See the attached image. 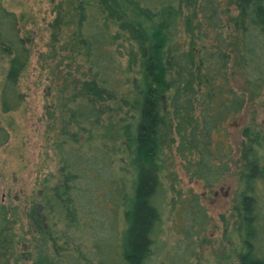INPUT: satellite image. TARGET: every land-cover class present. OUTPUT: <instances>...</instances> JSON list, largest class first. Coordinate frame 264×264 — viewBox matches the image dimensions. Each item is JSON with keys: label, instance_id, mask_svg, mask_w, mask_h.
Here are the masks:
<instances>
[{"label": "trees", "instance_id": "trees-1", "mask_svg": "<svg viewBox=\"0 0 264 264\" xmlns=\"http://www.w3.org/2000/svg\"><path fill=\"white\" fill-rule=\"evenodd\" d=\"M64 28L67 72L46 111L59 175L41 181L19 232V206L0 201V264H146L164 229L168 145L205 188L236 171L225 235L239 264H264V120L242 126L235 159L230 131L250 97L264 105V0H73L58 7L54 42ZM0 52L9 112L24 103L32 49L2 3ZM9 140L0 123V149ZM173 189L177 230L194 250L211 216L202 194Z\"/></svg>", "mask_w": 264, "mask_h": 264}, {"label": "rangeland", "instance_id": "rangeland-1", "mask_svg": "<svg viewBox=\"0 0 264 264\" xmlns=\"http://www.w3.org/2000/svg\"><path fill=\"white\" fill-rule=\"evenodd\" d=\"M69 1L73 0H0V3L19 16L22 35L28 38L32 49L31 61L21 77L20 89L25 95L24 103L19 109L9 112L1 109V93L9 59L0 52V123L10 131L9 142L0 149V201L19 206L15 226L18 232L21 227L28 226L26 205L40 188L41 181L48 177L50 183H54L59 175L46 111L50 97L67 72L64 59L67 51H62V47L70 32L64 28L59 34L60 41L54 42L51 23L57 15L59 5L63 3L67 9ZM234 84L240 91L246 90V83L239 71L234 75ZM262 99L250 97L244 111L230 126L234 159L242 138V126L253 115L260 121L264 120ZM168 146L165 152L172 165H169L166 175L170 192L163 208L164 229L158 236L154 254L146 264H239L235 243L225 235L233 226L230 212L237 187L236 171L233 169L223 184L212 189L205 188L202 182L189 179L182 169L180 157ZM172 187L180 189L184 195L193 192L202 194L203 204L211 216L205 231L207 241L203 244L193 243L194 250H190L191 247L188 246L189 252L185 249L187 243L181 241L176 227L180 205L174 202L178 194H175ZM223 213L227 216V224L222 219ZM226 225L229 232H225ZM177 246L180 247L179 252L174 248ZM24 248L22 243L18 244L19 251ZM262 248L264 249V241ZM23 262L31 264L28 259Z\"/></svg>", "mask_w": 264, "mask_h": 264}]
</instances>
